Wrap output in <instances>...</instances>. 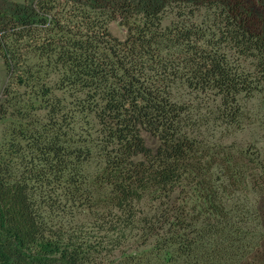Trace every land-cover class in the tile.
Segmentation results:
<instances>
[{
	"label": "trees",
	"instance_id": "trees-1",
	"mask_svg": "<svg viewBox=\"0 0 264 264\" xmlns=\"http://www.w3.org/2000/svg\"><path fill=\"white\" fill-rule=\"evenodd\" d=\"M25 1L0 24L12 83L47 67L73 99L63 111L60 97L43 98V122L26 123L18 108L2 142L0 264H80L79 244L50 225L58 200H105L130 222L134 202L170 198L182 184L211 191L214 173L228 177L233 164L221 158L212 170L174 88L219 95L216 117L234 119L237 95L264 83V0ZM166 13L173 18L163 25ZM117 16L123 39L107 28ZM30 51L36 62L20 67ZM142 130L158 138L155 149ZM260 222L264 242V211Z\"/></svg>",
	"mask_w": 264,
	"mask_h": 264
},
{
	"label": "rangeland",
	"instance_id": "rangeland-1",
	"mask_svg": "<svg viewBox=\"0 0 264 264\" xmlns=\"http://www.w3.org/2000/svg\"><path fill=\"white\" fill-rule=\"evenodd\" d=\"M138 1L142 4V0H132ZM25 4V0H0V24L4 15L18 13ZM171 18L173 15L166 13L162 24ZM107 28L120 39L126 36L121 17L108 20ZM1 50L0 154L12 123L21 117L18 108L26 123L28 118L43 122V98L51 101L54 94L60 97L63 111L71 107L73 99L68 90L54 88L55 73L49 69L47 74V67L34 65L27 83L13 84ZM24 56L28 58L20 65L22 68L38 58L31 51ZM242 64L247 68L248 59ZM41 84L44 91L39 90ZM261 86L237 95L239 109H235L237 113L231 120L216 117L219 95L174 88L175 97L187 105L192 134L207 149L212 170L221 158L233 164L228 177L217 179L214 173L211 191L188 190L182 184L179 187L183 190L177 188L170 198H143L133 203L130 222L126 220L128 212L105 200H58L53 204L47 211L50 225L79 244L84 256L80 264H264L260 222L264 211V83ZM141 135L147 146L157 147L155 135L146 130ZM234 164L237 168L242 165L243 173Z\"/></svg>",
	"mask_w": 264,
	"mask_h": 264
}]
</instances>
